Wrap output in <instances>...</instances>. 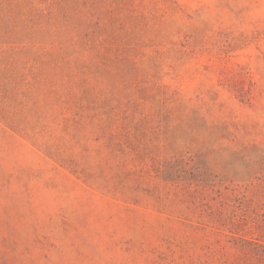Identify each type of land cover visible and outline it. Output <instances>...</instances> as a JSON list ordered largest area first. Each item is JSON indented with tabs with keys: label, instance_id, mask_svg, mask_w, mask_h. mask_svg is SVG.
I'll return each instance as SVG.
<instances>
[{
	"label": "rangeland",
	"instance_id": "1",
	"mask_svg": "<svg viewBox=\"0 0 264 264\" xmlns=\"http://www.w3.org/2000/svg\"><path fill=\"white\" fill-rule=\"evenodd\" d=\"M0 264H264V0H0Z\"/></svg>",
	"mask_w": 264,
	"mask_h": 264
}]
</instances>
